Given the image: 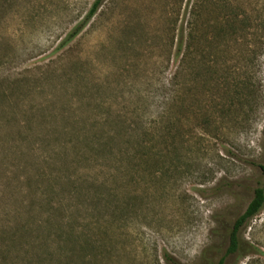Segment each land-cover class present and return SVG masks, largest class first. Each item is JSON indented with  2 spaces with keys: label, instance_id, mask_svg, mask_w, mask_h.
<instances>
[{
  "label": "rangeland",
  "instance_id": "obj_1",
  "mask_svg": "<svg viewBox=\"0 0 264 264\" xmlns=\"http://www.w3.org/2000/svg\"><path fill=\"white\" fill-rule=\"evenodd\" d=\"M95 1L0 0V244L40 236L41 264H264V209L229 253L264 189V0H105L61 48ZM62 113L148 130L165 164L89 165Z\"/></svg>",
  "mask_w": 264,
  "mask_h": 264
},
{
  "label": "trees",
  "instance_id": "obj_2",
  "mask_svg": "<svg viewBox=\"0 0 264 264\" xmlns=\"http://www.w3.org/2000/svg\"><path fill=\"white\" fill-rule=\"evenodd\" d=\"M104 1L105 0H96L94 2L85 20L72 29L65 41L61 44V48L70 45L84 32L91 20L100 10ZM170 23L175 26V31L178 32L175 36L177 39L176 57L179 58L181 56V65H184L188 60V56L192 54V41H195V37L191 36L192 33H190V28L187 34V24L185 20L181 21L179 27L177 21ZM170 31H172V29H170ZM175 37L173 38V43ZM163 102L166 104L164 109L170 113L174 102L173 93L170 92V95L163 96ZM74 105H72V107H74ZM74 114L75 113L61 114L69 124L65 133L72 138L71 141H65L62 148L68 150L69 147L73 146L78 157L82 158L85 163L92 165L93 162H89L91 160L89 156H92L95 160L96 158L98 161L104 160V164H109L110 168L115 165L114 162H118L121 166L125 163H129L131 165L147 167L150 171L154 172L160 171V168L165 164L166 156L162 153H157V141L155 140V136L150 138L146 137L148 135V130L144 129L142 132L147 135H140L138 134L139 130H131L129 126L123 123L124 126L120 128L119 131L112 133L113 131H111L112 129L109 128L108 125V119L88 122L86 120L91 119V115L88 114L84 121L82 116L71 117ZM166 129L167 127H165L164 130ZM167 131L166 134L168 135L171 130L168 129ZM116 146H120L119 150L113 151V147L116 148ZM123 161L125 163H122ZM260 168L264 172V166ZM262 209H264V189L259 187L255 190L254 197L249 203L246 211L240 215L233 224L229 234V253H249L251 251L252 246L248 242H241L238 235L246 223ZM31 239L32 237L30 240L18 241L14 238H3L0 244V264H41L44 262L43 249L45 242L41 240L40 236H35L37 240L31 241ZM219 264H224V259H222Z\"/></svg>",
  "mask_w": 264,
  "mask_h": 264
}]
</instances>
